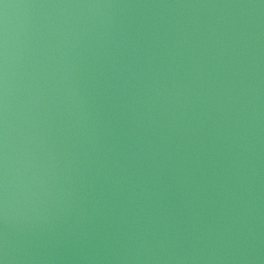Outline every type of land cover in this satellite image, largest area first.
Instances as JSON below:
<instances>
[{"label":"water","instance_id":"water-1","mask_svg":"<svg viewBox=\"0 0 264 264\" xmlns=\"http://www.w3.org/2000/svg\"><path fill=\"white\" fill-rule=\"evenodd\" d=\"M9 264H264V0H0Z\"/></svg>","mask_w":264,"mask_h":264},{"label":"clouds","instance_id":"clouds-1","mask_svg":"<svg viewBox=\"0 0 264 264\" xmlns=\"http://www.w3.org/2000/svg\"><path fill=\"white\" fill-rule=\"evenodd\" d=\"M4 110H5V121H4V152H3V194L2 204H0V219L3 220L4 224L7 225L9 222V210H8V166H7V71L5 67L4 74ZM9 245L7 235L5 234L3 241L2 254H0V264H9Z\"/></svg>","mask_w":264,"mask_h":264}]
</instances>
